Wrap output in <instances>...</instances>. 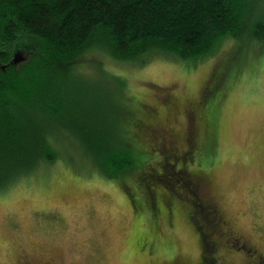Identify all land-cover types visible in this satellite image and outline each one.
<instances>
[{
	"label": "rangeland",
	"instance_id": "rangeland-1",
	"mask_svg": "<svg viewBox=\"0 0 264 264\" xmlns=\"http://www.w3.org/2000/svg\"><path fill=\"white\" fill-rule=\"evenodd\" d=\"M246 43L238 46L226 39L214 56L197 62L160 54L144 64H131L100 54V61L83 63L78 73L91 86V95L83 99L88 112L67 117L68 124L57 118L53 121L68 125L72 135L70 139L66 134L52 138L63 152L54 162L43 161L0 189V264H45L43 260L51 257L59 264H148L149 257L164 264L170 263L172 253L175 260L180 256L197 262L203 252L200 237L181 215L171 218L173 226L162 222V234H157L153 232L154 213L149 208L132 211L125 198L123 190L137 187L138 174L150 181L158 174L156 169L144 168L141 175L137 169L123 179L108 176L98 165L103 149L93 137L98 129L103 137L105 130L109 135L111 123L103 110L109 113L119 106L130 111L131 116L122 114L123 126L130 128L128 136L142 162H161L164 171L184 168L165 179L167 190L182 201H195L194 206L187 203L197 218L195 223L204 227L206 247L217 234L228 237L224 222L229 221L259 249L227 252L221 248L212 251L215 263L226 256L230 264H257L264 253V47ZM75 89V94L84 96L81 87ZM170 98L174 109L166 104ZM189 99L199 105L196 111L187 106L185 116L181 106ZM147 105L156 108L161 122L175 128V132L159 130L165 141H159L160 136L152 138L160 153L147 148L151 137L141 130L138 120ZM208 107L206 112L213 108L210 118L216 121L207 136ZM204 171L215 181L210 187L219 208L216 203L199 205L204 204L199 196L208 179ZM141 186L151 201L154 192L144 183ZM181 186L190 196L185 197ZM156 188V195L164 192V187ZM142 229L152 243L149 255L140 254L135 243Z\"/></svg>",
	"mask_w": 264,
	"mask_h": 264
},
{
	"label": "trees",
	"instance_id": "trees-1",
	"mask_svg": "<svg viewBox=\"0 0 264 264\" xmlns=\"http://www.w3.org/2000/svg\"><path fill=\"white\" fill-rule=\"evenodd\" d=\"M226 39L238 46L255 42L257 49L264 47V0H0V189L63 152L52 138L72 135L68 125L60 128L53 121L68 124L67 117L88 112L83 99L91 95V86L78 73L83 63L100 61V54L131 64H144L160 54L197 62L214 56ZM16 53L23 57L21 63L13 60ZM76 86L84 96L75 94ZM73 98L77 100L68 104ZM108 98L113 99L110 94ZM171 101L166 103L170 107ZM186 105L196 111L199 102L189 99ZM151 107L138 115L142 131L150 126ZM209 108L204 119L207 136L216 121ZM103 111L111 131L107 135L105 130L103 137L98 129L93 137L103 149L97 163L101 170L124 179L137 169L140 175L144 168L156 169L150 181L139 174L135 179L141 195L138 198L137 187L131 191L137 202L146 196L142 183L151 192L157 186L168 189L165 179L184 168L164 171L161 162H142L128 136L130 128L123 126L122 114L130 111L120 106L108 114ZM205 203L199 205L208 206ZM201 217L206 219V214ZM214 239H209L208 264H216ZM261 257L257 264H264V253Z\"/></svg>",
	"mask_w": 264,
	"mask_h": 264
},
{
	"label": "flooded vegetation",
	"instance_id": "flooded-vegetation-1",
	"mask_svg": "<svg viewBox=\"0 0 264 264\" xmlns=\"http://www.w3.org/2000/svg\"><path fill=\"white\" fill-rule=\"evenodd\" d=\"M185 105L182 107V112L183 114H185V109H186ZM174 106H171V108L174 109ZM156 108L151 107V111H147V113L149 114V121L150 124L148 123V125L146 127V132H149L150 134H154V136L157 137V135L163 136L162 133H160L159 130H166V131H173L175 132V128L170 125V124H165L163 122H161L158 119V116L156 115ZM186 116V114H185ZM152 125V126H151ZM188 128V122L186 127H184V131L186 132V129ZM149 136V135H148ZM148 141V145L151 143L152 139L151 138H147ZM154 146V145H152ZM151 152H153L155 150V147H151ZM185 167V165H182ZM203 173V177L204 178H208L207 179V184L206 186L202 187V189L200 190V195L202 193V198H200L201 196H199L200 201H202V203H212L218 206L217 202L215 199H218L215 194L212 192L210 184L214 183L215 181H213V177L211 176V174L207 173V172H202ZM209 180V181H208ZM183 193H185V197L189 194L186 193L185 189L183 186H181ZM157 189V188H156ZM163 190V189H162ZM164 192H160V194L156 192L157 190L153 191L155 196H153L152 200H148L146 198V196H141V201L137 202L134 200L133 196H135L133 194V192L131 190H123L125 198L127 199V202H129L130 207L132 209V211L136 212L139 210H144L146 208H149L155 215V223L153 226V232L157 233V234H162V230H160V225L162 222H167L169 223L171 226L175 225V223L173 224L171 222V218L174 216L176 217L177 214L181 215L182 219L187 221V223L190 225V227L192 228V230L196 231V234L198 237H200V242L202 244L201 247H203V252H200L197 258V262H193L191 260V262L189 263L188 259H185L183 257H180V260L177 259L175 260L176 255H173L172 253V257H170V263L171 264H208L207 257L206 254H208L205 249L206 247V232L204 231V227L202 225V223H195V218L194 215L190 212V205L187 202H193V205L195 203V201H188V199H184L183 201L180 200V197L178 198L177 196H172L170 194V192L167 189L163 190ZM152 192V193H153ZM138 193V192H137ZM140 192L138 193V198H139ZM159 195V196H158ZM160 196H162L160 198ZM190 196V195H189ZM173 198H178L177 200H173ZM172 199V200H171ZM193 199V198H192ZM195 200V199H194ZM157 201V202H156ZM151 203L153 204V206H151ZM135 205V206H134ZM143 206H147V207H143ZM157 206V207H156ZM156 207V209H155ZM219 208V206H218ZM216 208L217 211H219V209ZM145 211V210H144ZM220 216L222 211L219 212ZM223 215V214H222ZM225 216V215H224ZM198 221V220H197ZM231 223V222H230ZM229 223V221H225L224 224L226 225V229H228L229 234L227 235L228 237L223 236L224 234H217V238L214 239L215 241V248L212 247V251L215 250H220L221 248H224L227 252L231 251V252H242L243 250L249 251L247 248H253V252H259V249L256 247L255 243L252 244V239L247 237L245 234L241 233L239 230L235 229L233 225H231ZM138 238H136L135 243L138 245V251L140 252V254L142 255H149V251L151 248V241L149 240V234L148 232L144 231V229L140 230L137 234ZM204 242V243H203ZM206 242V244H205ZM253 246H252V245ZM211 245V244H210ZM205 246V248H204ZM211 250V246H209L207 248V251ZM170 253V252H167ZM221 258V257H220ZM167 259V258H165ZM182 259V261H181ZM222 262L221 264H230V262L227 260V257L223 256L222 258ZM173 260V261H172ZM172 261V262H171ZM209 261V260H208ZM43 262H45V264H59V262H57V260L53 257L48 258L43 260ZM170 263H164V264H170ZM148 264H158L155 261H153V259L151 257H149L148 259ZM163 264V263H162Z\"/></svg>",
	"mask_w": 264,
	"mask_h": 264
},
{
	"label": "water",
	"instance_id": "water-1",
	"mask_svg": "<svg viewBox=\"0 0 264 264\" xmlns=\"http://www.w3.org/2000/svg\"><path fill=\"white\" fill-rule=\"evenodd\" d=\"M21 59H23V57H21L18 53H16L15 56H14V59H13V60H14L15 62H18V61L21 60Z\"/></svg>",
	"mask_w": 264,
	"mask_h": 264
}]
</instances>
